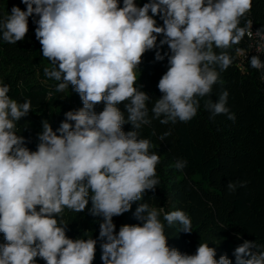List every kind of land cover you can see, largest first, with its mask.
Instances as JSON below:
<instances>
[{"label": "clouds", "instance_id": "clouds-1", "mask_svg": "<svg viewBox=\"0 0 264 264\" xmlns=\"http://www.w3.org/2000/svg\"><path fill=\"white\" fill-rule=\"evenodd\" d=\"M21 2L26 10L14 5L0 17V38L8 44L23 41L29 17H38L35 37L50 62L44 75L59 82L57 92L71 88L83 107L64 113L55 131L43 120L32 151L17 129L18 121L32 112L31 100L13 99L10 85L0 81V233L5 241L0 264H37V258L45 264H93L97 239L69 238L64 215L66 210L85 211L89 200L88 213L102 218L98 239L103 264H232L226 255L217 260L216 249L207 243H199L195 254L168 245L164 222L169 227L178 223L179 232L193 231L182 210L165 212L142 203L134 214L140 223L122 225L118 233L113 217L130 211L160 182V156L150 151V139L141 137L143 126L153 120L187 123L205 97L210 119L223 114L235 122L226 106L228 91L215 102L210 97L220 73L233 63L229 50L245 36L254 39L249 47L264 53V27L253 33L251 19H244L252 0H148L142 6L135 0H122V6L120 0ZM161 36L159 46L167 45L170 54L158 50ZM153 49L156 61L167 56L168 68L158 82L161 96L150 117V97L136 86V70ZM249 62L264 80L260 56ZM122 102H127V119L118 108ZM100 103L104 107L97 113ZM126 123L132 130L122 129ZM186 165L177 159L173 167L183 170ZM226 187L234 192L237 182ZM233 255L236 264H264V245L244 240Z\"/></svg>", "mask_w": 264, "mask_h": 264}, {"label": "trees", "instance_id": "trees-1", "mask_svg": "<svg viewBox=\"0 0 264 264\" xmlns=\"http://www.w3.org/2000/svg\"><path fill=\"white\" fill-rule=\"evenodd\" d=\"M135 2L142 6L148 0ZM14 5L26 10L21 0H0V17L10 14ZM37 19L29 17L23 41L8 44L0 38V81L10 85V97L21 103L30 99L32 103V112L17 124L18 134L24 136L26 146L32 151L39 142L37 134L42 131L43 120H48L55 131L64 120V113L83 107L80 96L71 92V88L57 92L59 82L44 75L43 69L50 67V62L43 57L35 37ZM155 19L162 25L159 17ZM244 19H251L253 33L264 27V0H252L251 11ZM162 38L158 37V50L170 54L167 45L159 46ZM249 45H254V39L245 36L229 50L233 63L220 73L210 97L215 102L227 90L226 106L235 113V122L223 114L210 119V112L204 108L209 97H205L200 99L196 116L187 123L162 125L153 120L151 125L140 129L141 137L152 142L150 151L160 156L156 167L160 182L155 191L146 190L142 200L132 203L130 211L113 217L117 233L122 225L140 223L134 214L140 204L148 203L165 212L182 210L189 215L191 233L179 232L178 223L169 227L164 222L168 245L181 253L195 254L199 243H207L216 249L217 260L226 255L236 264L233 253L244 240L264 245V80L261 71L252 68L249 62L253 55L264 61V53H257ZM156 50L146 52L136 70V86H142L140 90L150 97V117L151 107L161 96L158 82L168 68L167 56L163 61L155 60ZM125 103H120L118 108L127 119ZM103 107V103L97 104L95 111L99 113ZM122 129L128 132L132 126L126 123ZM165 132L170 135L164 141L159 140ZM177 159L187 161L183 170L173 167ZM229 181L237 182L234 192L226 187ZM239 182H246V186L240 187ZM87 208H91V200ZM87 208L81 213L65 211L66 235L72 239H97L93 264H103L102 241L98 239L102 218L91 216ZM3 243L0 233V244ZM37 264L45 262L37 258Z\"/></svg>", "mask_w": 264, "mask_h": 264}]
</instances>
